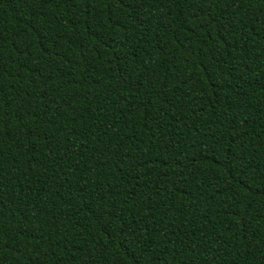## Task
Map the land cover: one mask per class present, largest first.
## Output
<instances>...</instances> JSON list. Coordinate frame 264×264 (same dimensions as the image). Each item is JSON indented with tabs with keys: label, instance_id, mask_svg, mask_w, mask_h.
Wrapping results in <instances>:
<instances>
[{
	"label": "trees",
	"instance_id": "16d2710c",
	"mask_svg": "<svg viewBox=\"0 0 264 264\" xmlns=\"http://www.w3.org/2000/svg\"><path fill=\"white\" fill-rule=\"evenodd\" d=\"M0 264H264V0H0Z\"/></svg>",
	"mask_w": 264,
	"mask_h": 264
}]
</instances>
